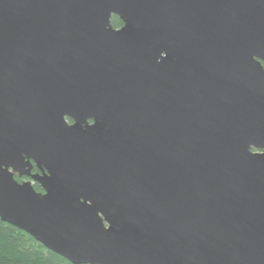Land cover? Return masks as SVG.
<instances>
[{"label": "water", "instance_id": "obj_1", "mask_svg": "<svg viewBox=\"0 0 264 264\" xmlns=\"http://www.w3.org/2000/svg\"><path fill=\"white\" fill-rule=\"evenodd\" d=\"M262 62L264 0H0V220L72 264H264Z\"/></svg>", "mask_w": 264, "mask_h": 264}, {"label": "trees", "instance_id": "obj_2", "mask_svg": "<svg viewBox=\"0 0 264 264\" xmlns=\"http://www.w3.org/2000/svg\"><path fill=\"white\" fill-rule=\"evenodd\" d=\"M111 25L119 28L122 25L116 16L111 17ZM264 67V62H262ZM70 122V120H68ZM254 150V149H252ZM34 166L32 172H37ZM18 182L24 177L15 176ZM33 188L37 192L42 189L37 183H33ZM0 264H72L62 256L48 250L39 244L32 236L26 232L0 220Z\"/></svg>", "mask_w": 264, "mask_h": 264}, {"label": "flooded vegetation", "instance_id": "obj_3", "mask_svg": "<svg viewBox=\"0 0 264 264\" xmlns=\"http://www.w3.org/2000/svg\"><path fill=\"white\" fill-rule=\"evenodd\" d=\"M69 122V121H68ZM71 122V121H70ZM20 178H22V177H20ZM24 178H26V177H24ZM27 179V178H26ZM26 179H24V180H26Z\"/></svg>", "mask_w": 264, "mask_h": 264}]
</instances>
